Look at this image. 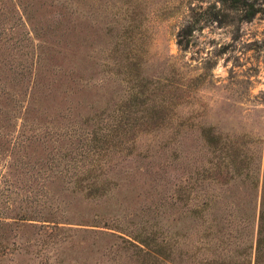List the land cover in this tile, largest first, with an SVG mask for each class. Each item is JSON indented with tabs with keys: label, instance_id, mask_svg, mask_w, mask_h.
<instances>
[{
	"label": "rangeland",
	"instance_id": "obj_1",
	"mask_svg": "<svg viewBox=\"0 0 264 264\" xmlns=\"http://www.w3.org/2000/svg\"><path fill=\"white\" fill-rule=\"evenodd\" d=\"M246 2L256 9L248 20L219 0H0V77L21 73L14 82L22 81L0 139V173L10 171L17 192L0 199V218L12 223L0 264H143L124 241L137 232L166 242L165 257L149 264H253L264 180V0ZM141 83L145 104L163 106L158 124L90 148ZM21 138L24 151L87 152L73 170L101 172L105 193L90 199L70 185L24 182L4 167ZM25 199L44 221L12 222Z\"/></svg>",
	"mask_w": 264,
	"mask_h": 264
},
{
	"label": "trees",
	"instance_id": "obj_2",
	"mask_svg": "<svg viewBox=\"0 0 264 264\" xmlns=\"http://www.w3.org/2000/svg\"><path fill=\"white\" fill-rule=\"evenodd\" d=\"M219 1L221 4L227 6L228 8L234 9L236 12L239 11V13L242 14L240 15L241 19L248 20L256 13V9H254L251 4H248L246 0ZM239 4L246 5V9L244 7H241L242 5L240 6ZM177 43L181 44V40L178 39ZM17 75H21V73H15L6 80H4L5 77H0V139L4 136L3 131H7L9 119L12 118V115L9 113L11 109L8 105H10V103L16 104L19 99L21 100L20 93L22 81L18 79L17 82H14V78ZM61 75H64V73H61ZM70 75L71 74L67 73V76L70 77ZM139 87L140 88L138 92L134 94V98H143H140L138 102H135L134 98H132L133 101L128 103L125 109V115H122L119 118L118 122L114 124L109 133L99 135V137L93 136V138L89 139V141H92V143L86 144L90 148L99 147L103 150L109 145L114 147L123 142H126L127 140L129 142L132 138L129 139V137L123 135L124 133H126V131L133 130L135 128H138L139 126L147 127L149 125L153 126L158 124V119L163 114V106L160 104H145V84L141 83L139 84ZM41 96L43 97L42 92L39 93V97ZM33 100L31 102H33ZM93 116L96 115L94 114ZM93 116H91V118ZM22 118L23 117H21V119ZM208 130L209 129H202L201 132L203 133V136H205L207 141L210 142L213 136L209 133ZM33 139L35 138H32L31 135L28 136V142ZM76 140L77 142H79L80 139ZM25 141L26 138L25 140L21 138L17 141V144L15 145L16 150L9 151V155L13 153V157H10L11 162L4 163L5 168L12 169L24 175V182L30 181L42 185L47 181L46 185H50L51 183H55L59 186L70 185L72 191L82 192L84 197L90 199L97 198L105 193L108 181L106 180V178H102L103 174L101 172L95 173V171L90 168H84L82 171L73 170L75 167H77L78 163H80V165L82 164V160L86 158L87 152L85 153V151H78L76 155L73 156L70 155V151H63L62 153L55 152V155L51 154L52 151H24L26 149V146L28 145L25 144ZM97 142H99L98 145ZM70 143L72 144V141H70ZM89 162H91V160H89ZM231 163L234 171L239 173L238 169L240 168L241 163L240 160L239 163L236 161L235 155L231 157ZM11 176L12 174L10 173V171H3L0 173V199L4 198V201L7 199L12 200L13 195H17V192L10 188L12 186L9 179ZM47 191H49V189H47ZM29 201L31 200H28V202ZM28 202L26 201L24 203L25 205L22 208L18 206L20 208L18 209V212H16L14 216L10 217L13 219L12 222H15L16 220H20L22 223L23 221L28 220L44 221L42 219L44 218V215L41 209H36L35 206L34 208H30L29 206H27ZM196 211L197 209H193V212ZM50 218L54 217L50 216ZM51 222L56 223V221L54 220H52ZM11 224L12 223L4 221L0 218V239L4 237L6 232L4 226H10ZM131 238L135 242L124 240L126 242L125 244L131 246V248L135 250L136 254L142 255L143 264H149V260L155 259V256L157 257L161 255L163 258L165 257V254L160 252V249H162L166 245V242L160 245L159 243L154 241L153 238L145 237V235H141V233L139 232L135 233V235H132ZM152 246L156 247L157 254L150 252ZM5 252H7L5 245H0V256L4 255ZM253 264H264V180L261 186L260 205L257 213L255 242L253 248Z\"/></svg>",
	"mask_w": 264,
	"mask_h": 264
}]
</instances>
